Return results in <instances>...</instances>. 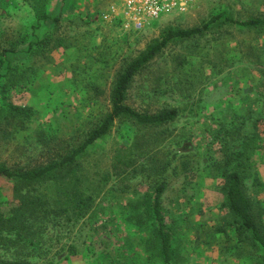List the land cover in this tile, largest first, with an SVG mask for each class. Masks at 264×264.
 Listing matches in <instances>:
<instances>
[{
    "label": "rangeland",
    "instance_id": "1",
    "mask_svg": "<svg viewBox=\"0 0 264 264\" xmlns=\"http://www.w3.org/2000/svg\"><path fill=\"white\" fill-rule=\"evenodd\" d=\"M120 1L0 0V165L31 170L80 146L119 74L165 28L233 21L171 41L135 75L127 103L176 107L175 120L121 117L69 167L30 182L0 175V261L163 264L150 208L163 184L172 264H264L225 203L237 171L264 235V27L236 22L264 19V0H197L142 25L104 18Z\"/></svg>",
    "mask_w": 264,
    "mask_h": 264
},
{
    "label": "trees",
    "instance_id": "2",
    "mask_svg": "<svg viewBox=\"0 0 264 264\" xmlns=\"http://www.w3.org/2000/svg\"><path fill=\"white\" fill-rule=\"evenodd\" d=\"M44 15L43 18H47ZM232 20L226 12H221L211 18L202 26L182 29L175 27L165 28L159 39L153 41L138 57L134 58L116 79L115 86L111 96V109L103 118V120L92 130L87 139L69 154L63 156L60 160L51 162L45 166L25 171H14L4 165H0V175L7 178L20 179L21 181H35L47 175L56 173L76 162L77 157L84 153L88 146L94 144L98 139L109 134L113 130L115 121L121 117H127L135 120L142 125H159L173 121L179 115V109L176 107L167 108L154 114L142 113L127 103V95L130 85L135 75L148 64L159 52H161L171 41L186 38L203 32L213 21L217 19ZM238 24L247 27H264V19L250 18L245 21H236ZM39 44H44L43 40ZM34 43L30 42L26 51L33 49ZM14 49L6 48L4 53L9 56ZM3 61L0 62V68ZM10 61L7 62V67ZM2 74L0 73V77ZM10 109L16 113H25L21 108L10 106ZM164 185L160 184L156 187L150 201L151 213L154 218L155 233L158 240L159 250L163 264H172L176 258L174 250L173 235L169 229L165 216L161 207V195ZM225 203L228 209L237 216L241 226L250 237L259 244L264 250V235L261 233L251 212V202L243 191V179L237 172L233 171L229 174L228 189L225 196ZM17 209L15 213L18 215ZM0 264H33L29 261H0Z\"/></svg>",
    "mask_w": 264,
    "mask_h": 264
},
{
    "label": "built area",
    "instance_id": "3",
    "mask_svg": "<svg viewBox=\"0 0 264 264\" xmlns=\"http://www.w3.org/2000/svg\"><path fill=\"white\" fill-rule=\"evenodd\" d=\"M195 1L197 0H122L112 2L104 18L142 25L147 21L161 19L164 15L187 12Z\"/></svg>",
    "mask_w": 264,
    "mask_h": 264
}]
</instances>
